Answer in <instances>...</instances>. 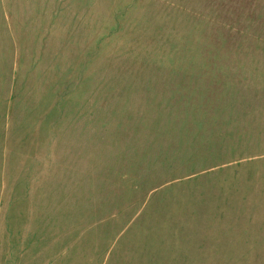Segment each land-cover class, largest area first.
I'll use <instances>...</instances> for the list:
<instances>
[{
    "label": "rangeland",
    "instance_id": "rangeland-1",
    "mask_svg": "<svg viewBox=\"0 0 264 264\" xmlns=\"http://www.w3.org/2000/svg\"><path fill=\"white\" fill-rule=\"evenodd\" d=\"M0 264H264V0H0Z\"/></svg>",
    "mask_w": 264,
    "mask_h": 264
}]
</instances>
